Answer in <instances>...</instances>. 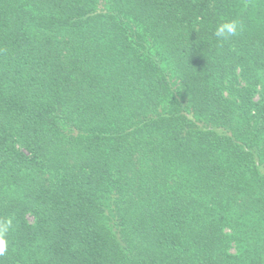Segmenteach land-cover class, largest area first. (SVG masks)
<instances>
[{
	"label": "trees",
	"instance_id": "obj_1",
	"mask_svg": "<svg viewBox=\"0 0 264 264\" xmlns=\"http://www.w3.org/2000/svg\"><path fill=\"white\" fill-rule=\"evenodd\" d=\"M6 220L0 264H264V0H0Z\"/></svg>",
	"mask_w": 264,
	"mask_h": 264
},
{
	"label": "clouds",
	"instance_id": "obj_2",
	"mask_svg": "<svg viewBox=\"0 0 264 264\" xmlns=\"http://www.w3.org/2000/svg\"><path fill=\"white\" fill-rule=\"evenodd\" d=\"M241 30L242 25L238 21H227L217 25L214 30V36L218 41L223 42L230 38L236 37ZM11 223V220H6L3 223H0V255H3L5 253L7 246L5 236L11 228Z\"/></svg>",
	"mask_w": 264,
	"mask_h": 264
}]
</instances>
